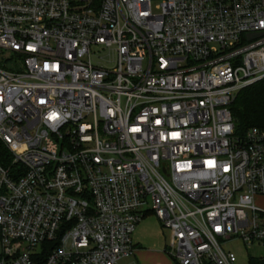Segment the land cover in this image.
Segmentation results:
<instances>
[{
  "label": "built area",
  "instance_id": "1",
  "mask_svg": "<svg viewBox=\"0 0 264 264\" xmlns=\"http://www.w3.org/2000/svg\"><path fill=\"white\" fill-rule=\"evenodd\" d=\"M263 78L264 0H0V264H115L147 213L177 264L264 243Z\"/></svg>",
  "mask_w": 264,
  "mask_h": 264
},
{
  "label": "trees",
  "instance_id": "2",
  "mask_svg": "<svg viewBox=\"0 0 264 264\" xmlns=\"http://www.w3.org/2000/svg\"><path fill=\"white\" fill-rule=\"evenodd\" d=\"M234 131L240 135L250 127L264 129V78L241 89L229 105ZM4 150L0 145V160ZM260 259L248 258L249 264H260Z\"/></svg>",
  "mask_w": 264,
  "mask_h": 264
},
{
  "label": "rangeland",
  "instance_id": "3",
  "mask_svg": "<svg viewBox=\"0 0 264 264\" xmlns=\"http://www.w3.org/2000/svg\"><path fill=\"white\" fill-rule=\"evenodd\" d=\"M255 205L260 208H264V198H256L254 201ZM137 234L136 236L142 238L143 240L153 243L156 240H160L166 243L168 239L167 230L160 227L157 219L151 213L146 214L137 224ZM227 247L234 253L236 262L235 264H248V258H260L264 260V243L253 244L250 246H244L241 241L234 239L230 241ZM264 261L260 262V264Z\"/></svg>",
  "mask_w": 264,
  "mask_h": 264
},
{
  "label": "crops",
  "instance_id": "4",
  "mask_svg": "<svg viewBox=\"0 0 264 264\" xmlns=\"http://www.w3.org/2000/svg\"><path fill=\"white\" fill-rule=\"evenodd\" d=\"M258 199L264 197H256ZM255 198V199H256ZM264 209V208H262ZM148 214V213H147ZM138 225L135 226L132 234H131V241L134 247L132 255L127 258L119 259L115 264H177L165 251V242L158 241L153 243H149L142 238L136 236L137 234ZM229 243V242H228ZM225 248L230 250L227 245ZM231 251V250H230ZM260 259V258H257ZM260 261H264L260 259ZM236 262V260H235ZM248 262V260H247ZM235 264V263H234ZM249 264V263H248ZM263 264V263H261Z\"/></svg>",
  "mask_w": 264,
  "mask_h": 264
},
{
  "label": "water",
  "instance_id": "5",
  "mask_svg": "<svg viewBox=\"0 0 264 264\" xmlns=\"http://www.w3.org/2000/svg\"><path fill=\"white\" fill-rule=\"evenodd\" d=\"M256 36H258L257 33H255V34H254V33H253V34H247V35H246V37L249 38V39H250V38H254V37H256Z\"/></svg>",
  "mask_w": 264,
  "mask_h": 264
}]
</instances>
